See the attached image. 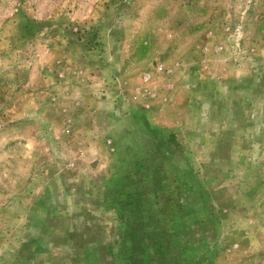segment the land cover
<instances>
[{
  "label": "rangeland",
  "instance_id": "rangeland-1",
  "mask_svg": "<svg viewBox=\"0 0 264 264\" xmlns=\"http://www.w3.org/2000/svg\"><path fill=\"white\" fill-rule=\"evenodd\" d=\"M0 264H264V0H0Z\"/></svg>",
  "mask_w": 264,
  "mask_h": 264
}]
</instances>
